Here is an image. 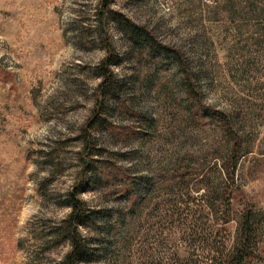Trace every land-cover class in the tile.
<instances>
[{
  "label": "rangeland",
  "instance_id": "374dc122",
  "mask_svg": "<svg viewBox=\"0 0 264 264\" xmlns=\"http://www.w3.org/2000/svg\"><path fill=\"white\" fill-rule=\"evenodd\" d=\"M100 1L0 0V264H62L71 251L59 230L71 213L66 196L83 180L82 131L96 107V68L108 55ZM111 6L182 62L134 48L107 21L121 88L106 127L91 133L101 149L99 181L85 179L81 196L105 213L81 229L94 257L88 264H214L245 209L264 215V0ZM190 78L199 103L188 100ZM214 111L231 118L249 153L229 178L239 186L231 203L209 211L205 187L228 178L231 149ZM126 185L140 198L128 200ZM259 238L252 264H264V229Z\"/></svg>",
  "mask_w": 264,
  "mask_h": 264
},
{
  "label": "trees",
  "instance_id": "16d2710c",
  "mask_svg": "<svg viewBox=\"0 0 264 264\" xmlns=\"http://www.w3.org/2000/svg\"><path fill=\"white\" fill-rule=\"evenodd\" d=\"M112 3L113 0H101L98 6L97 26L99 36L105 42L108 55L96 68L98 77L101 79L95 100L96 107L93 115L82 131L84 145L81 155L82 170L80 174L83 180L78 182L66 196V204L71 209V213L63 221L62 227L59 230V236L62 238V242L67 241L71 244V251L64 257L65 259L62 264H88L94 261V257H92L93 253L89 248L88 242L82 236L81 229L94 228L105 213L104 211L90 209L81 194L85 191V179L91 176L94 181H99V167L96 163V156L101 154V149H98L92 141L91 133L94 130H102L106 127L108 119L105 116L109 102L116 100L121 88L115 72H113V67L118 64V58L114 54L113 43L108 37L107 21L112 19L120 27L126 39L130 41L134 48H148L156 55H164L166 58L172 57L182 62L180 54L173 48L161 43L152 31L134 24L123 14H117L111 10ZM185 85L188 100L194 104L195 102H201L200 93L191 78L187 79ZM202 110L204 115L209 116L211 111L204 107H202ZM214 114L223 123L225 131L231 139V149L228 155L229 159L227 160L228 165L225 167V176L228 178L216 189H210L207 185L205 187L202 207L208 208L209 211L214 210L218 202H220L219 204L223 203L222 205H229L231 203L232 193L239 186H237L233 178H229L231 174L236 172L240 159L249 153V149L244 148L239 133L233 129L231 118L220 111H214ZM135 187L136 185H126V188H124L122 193L128 200L133 195H137L140 198L139 194L142 191L136 190ZM237 223L238 233L236 238H234L233 244L227 249L216 248L214 264H252L253 260L260 257L257 254V244L262 239L259 238V234L261 229H264V215L248 207L242 212Z\"/></svg>",
  "mask_w": 264,
  "mask_h": 264
}]
</instances>
